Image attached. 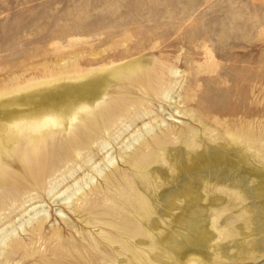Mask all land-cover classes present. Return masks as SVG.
Returning a JSON list of instances; mask_svg holds the SVG:
<instances>
[{"label":"rangeland","instance_id":"374dc122","mask_svg":"<svg viewBox=\"0 0 264 264\" xmlns=\"http://www.w3.org/2000/svg\"><path fill=\"white\" fill-rule=\"evenodd\" d=\"M138 58L166 75L156 98L131 86L122 93L113 80L102 97L86 95L91 118L82 113L66 127L49 126L55 133L42 151L43 184L27 189L21 178L14 197L0 195V264H138L104 238L115 231L99 206L113 184L133 176L126 155L167 131V153L181 159L188 151L183 140L194 133L210 143L226 128L264 131V0H0V103L69 94L86 81L74 76ZM124 100L130 103L119 113ZM27 104L7 109L27 112ZM6 163L11 174L25 176L18 157ZM167 166L153 164L152 173L168 177ZM212 217L208 228L216 234ZM223 245L221 258L203 264H264L261 249L240 256L232 242ZM142 248L151 261L142 254L139 264H181L163 249Z\"/></svg>","mask_w":264,"mask_h":264},{"label":"bare ground","instance_id":"6f19581e","mask_svg":"<svg viewBox=\"0 0 264 264\" xmlns=\"http://www.w3.org/2000/svg\"><path fill=\"white\" fill-rule=\"evenodd\" d=\"M152 70V66L138 58L74 76L86 81L70 86L69 94L55 93L31 104L18 103L16 99L0 103V195L14 197L23 189L21 178L29 181L27 189H38L43 184L47 163L42 151L55 133L49 126L66 127L82 113L91 118L93 112L89 110L86 95L102 97L108 82L113 80L122 93L130 92L131 86L137 87L146 99L157 96L166 75L162 70L156 73ZM45 83H30L27 88ZM94 83L103 87L94 89ZM128 102L124 100L116 111H124ZM20 104H27L29 111L18 113L7 109ZM90 129L95 131L96 127L90 125ZM168 136V131L153 135L151 143L143 140L139 144L141 149L126 155L133 176L123 177V183L113 184L112 193L106 192L105 200L99 205L101 214L111 218L106 224L115 231L103 234L104 238L109 243H117L121 251L128 252L130 259L138 264L145 262L142 254L151 261L143 244L151 251L165 250L181 264L217 261L222 257L224 241L238 246L240 256L259 249L264 251V131L256 133L249 127L231 132L226 128L224 138L217 132L210 143L194 133L183 140L188 149L184 159L180 155H168ZM219 138L223 141L215 142ZM12 155L23 162L25 176L9 171L6 159ZM156 163L167 164L171 175L162 178L160 173L153 174L151 166ZM195 181L202 185V192L194 189ZM8 187L11 190L6 192ZM178 196L183 197L180 205L174 201ZM208 213L213 216L210 228L216 234L208 228ZM163 215L170 216L168 221L161 218ZM223 216L229 219L222 226L218 223ZM161 223L166 226L164 231L159 230ZM237 237L243 240L240 244ZM19 242L16 240L12 249L19 247ZM105 256L113 260L112 254V257ZM157 256L155 254L153 260L158 261Z\"/></svg>","mask_w":264,"mask_h":264}]
</instances>
